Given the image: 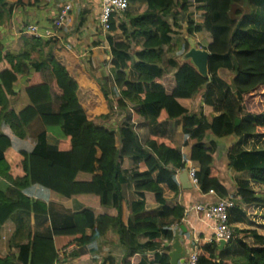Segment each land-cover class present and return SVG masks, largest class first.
<instances>
[{"label": "trees", "instance_id": "obj_1", "mask_svg": "<svg viewBox=\"0 0 264 264\" xmlns=\"http://www.w3.org/2000/svg\"><path fill=\"white\" fill-rule=\"evenodd\" d=\"M42 1L28 0V6ZM194 1L201 25L191 20L192 0H129L120 24L110 22L109 49L99 55L101 68L111 66L112 84L105 76H90L81 65H67L73 55L53 51L54 42L23 36L18 52L0 46V229L14 224L8 248L17 249L16 255L0 256V264H56L59 253L71 246L93 252L109 232L125 250L120 264H169L170 249L160 255L155 250L162 240H173L168 221L180 225L184 218L183 207L171 203L179 195L176 174L188 161L198 169L203 195L212 191L234 204L227 213L231 241L219 251L216 243L198 240L197 264H264V198L249 184L264 185V150L241 147L250 137L264 136V0ZM135 4L144 5L142 13H131ZM10 9L7 0H0V28L10 22ZM180 14L189 38L202 32L210 37L202 48L209 53L208 79L189 63L177 62L189 47L186 39L181 45L172 42L178 27L166 18ZM86 28L79 24V40ZM116 31L120 41L110 36ZM222 72L231 74L230 82ZM19 81L25 83L28 105L16 113L11 99L17 97ZM197 97L211 109V119L194 113ZM118 112L127 115L121 126L112 124ZM136 119L151 128L180 122L187 155L152 131L141 143L131 125ZM36 124L43 128L30 152L15 150L2 132L24 140ZM47 132L56 135L54 146L47 145ZM213 139H234L226 150L228 167L249 175L236 182L232 196L213 165L219 148ZM125 159L132 171L122 168ZM125 192L140 200L128 204ZM71 198L85 209L49 236L36 235L24 219L44 217L50 201ZM98 208H113L116 214L95 216L91 209Z\"/></svg>", "mask_w": 264, "mask_h": 264}, {"label": "crops", "instance_id": "obj_2", "mask_svg": "<svg viewBox=\"0 0 264 264\" xmlns=\"http://www.w3.org/2000/svg\"><path fill=\"white\" fill-rule=\"evenodd\" d=\"M8 1L10 0H7V2ZM9 5L11 6V9L9 11L10 24L7 26L4 25L0 28V46L2 47L4 52L6 51L18 52L20 50L21 47L20 38L23 36L31 37L24 33L26 26L29 25H34L38 28L42 36L41 39L54 42V44L63 45L64 49L66 50L71 49L70 51L74 53V56L77 59L86 56L85 63L90 64L89 61L91 58H93V52L95 53L96 50H100L101 53V52H106L109 49L106 40L107 35L103 37V41L101 40L100 37V35L103 32L101 31L98 25V15L100 11L99 0H43L41 4L32 8L28 6V0H15V1L11 0ZM65 6H69L70 8L69 12L67 13V18L61 26L56 27L54 25V22ZM142 7L144 9V5H142ZM119 17L120 16L113 18L115 25L118 22ZM79 24H82L84 28L87 27L84 31L86 33V37L83 38L82 40L78 39L77 30ZM119 24H120V20L118 25ZM62 27L64 33L59 32ZM89 27H95L97 29V34L93 33L92 30H90L91 28ZM46 33L50 34V36H45ZM114 33L110 34V36H112L116 41H120L121 40L120 32H119V39H116L114 37L113 35ZM104 43L106 46L104 45ZM107 66L110 67L111 69L110 64H107L103 68H101L99 65L101 76H105L108 79L109 84H112L110 69H109V75L107 74L105 75L104 73H102ZM42 78L43 80L48 81L47 75L44 73L42 75ZM24 85H25L24 81H19L15 85V89L18 92V94L16 98L11 99V103H12V109L16 113L21 111L25 106L28 105L27 99L24 94ZM17 102L21 104V108L15 109V105ZM57 104H58L57 100L53 99L51 107L54 111L57 108ZM198 105H199L197 106L199 108L198 113L202 112L205 117L208 116L207 117L208 119H211L214 116L210 108L202 106L201 103H199ZM206 110H208V112ZM193 111L194 113H196L195 112L196 110ZM117 114L120 119L122 118L120 122L118 121L119 125H123L126 122L127 115L121 112H118ZM131 125L133 126L136 134L138 135L141 143H144L148 139L151 131L156 134H162L173 142L175 141L174 136L181 138L180 139L181 146L179 149L184 154L187 155L188 149L183 147L184 137L181 131L180 122L178 121L174 123L166 122L159 125L158 127L151 128L149 127L148 123L145 122L143 119H136V120H132ZM42 128L43 127L40 126L39 124L31 126L28 130L27 138L30 135L31 136L34 135V137H36V134L42 131ZM2 132L10 137L12 146L15 150L30 152L33 149L35 140H34V144H32L30 149H26L25 140L27 138H25L24 140H19L13 137L11 134H7V132H5L4 130ZM251 138H254V142L251 140ZM263 139L264 136L250 137L249 144H254L255 141L260 143L261 140ZM242 141H244V139H242ZM56 142H57L56 135L53 134L52 132H47L46 134L47 145L54 146ZM220 150L218 149L213 156V165L218 169L220 183L229 191L230 194L233 192L232 195H234L235 190L237 189L236 182L238 180H249V175L247 173L235 172L234 170L229 168L227 158L221 157L223 156V152L222 150L221 151ZM258 150L259 149H257L256 146L255 151ZM223 160L225 161V163L223 162ZM217 164L224 165L228 173L230 172L232 174V180H229L228 183L225 182V179L221 177L222 175L220 173ZM187 166L195 167L197 169V167L189 161L187 162ZM122 168L128 171H132L130 160L125 159L123 161ZM183 172L184 171L176 174L175 178L179 186V195L177 199L171 204H176L180 207H183L184 211H186V209L192 207L193 205L214 204L217 202V200L220 199L219 197L216 196L214 192L213 194L203 195L200 192L199 186L198 188L191 187L190 189H183L179 183V177L182 175ZM249 184L251 190L254 191L256 195H258L259 192L255 191V188L264 189V185H259L252 182H249ZM125 196L128 204L140 200L135 194L129 192H125ZM47 205H48L47 206L48 212L46 216L35 217L30 214L24 217L27 224L31 227V229H33L34 233L39 236H49L53 228L66 225L68 223L71 214L76 213L82 209H85L76 201L75 198H71L68 200H61L59 202L50 201L49 204ZM91 211L95 216L108 215L113 217L116 214L113 208H98V209H91ZM17 217L22 218L23 215L21 213H18ZM168 223L170 224V229L173 233V236H174V231L178 229L180 226H183L185 228V233H183L180 236L181 237L180 239L187 251L189 248L192 247V245L195 242L197 243L198 240H203V242L207 244L208 240L212 238L213 223L210 220H207L201 215L195 214L190 210L184 213V218L181 221L180 225L173 222V220L168 221ZM240 226L243 229H248V227H245L243 225ZM13 230H14V224L12 222H7L1 227L0 232L1 235H3L9 240ZM5 232H7V235H4ZM165 242L169 243V241L167 240H162L161 245L164 244ZM171 242H173V240ZM115 249L120 253L119 255L120 258L118 259L119 261L116 260L115 257L113 256L114 255L113 250ZM2 250H4L6 253H3L4 251L1 252ZM8 254L16 255L17 249L15 248L9 249L8 244L3 249H0V256L4 257ZM125 254H126L125 250L118 244L117 235L112 232H109L105 235L104 238H102L97 242L96 249L93 252H89L85 248L71 246L64 252L59 253L56 264H120V261L122 257L125 256Z\"/></svg>", "mask_w": 264, "mask_h": 264}, {"label": "rangeland", "instance_id": "obj_3", "mask_svg": "<svg viewBox=\"0 0 264 264\" xmlns=\"http://www.w3.org/2000/svg\"><path fill=\"white\" fill-rule=\"evenodd\" d=\"M11 1V0H10ZM10 1H8L9 3H10ZM12 1H15V0H12ZM8 3V4H9ZM192 3H193V5H192V7L189 9V13L192 15L191 16V20L193 21V23L195 24V25H201V23H202V18H201V13L200 12H197V11H195V9L199 6V5H197V3H195V1L194 0H192ZM143 7H142V5H138V4H135V5H133V6H131L130 7V11H131V13L133 14V15H135V14H140V13H142L143 12ZM119 20H122V19H119ZM119 20H118V22L116 23V25L118 26V23H119ZM166 22L169 24V25H172V28H173V23H175L176 24V26L178 27V28H173V32H172V34H171V39H172V42L173 43H179V45H181L182 44V41L184 40V39H188L189 37H188V35L186 34V22H185V15H183V14H180L176 19H174L173 20V16H169V17H167L166 18ZM10 24V22H8L7 24H5L6 26L7 25H9ZM59 32H63L64 33V31H63V27L60 29V31ZM73 33H74V30H73ZM104 33V32H103ZM101 34L100 35V37H101V40L103 41V37L104 36H106V35H108L107 33L106 34ZM114 37L116 38V39H119V32H115L114 34ZM190 39H192L193 41H194V43H195V47L197 48V49H202L208 42H209V39H210V37L208 36V34H206L205 32H202L201 34H196L194 37H192V38H190ZM104 45H105V43H104ZM106 46V45H105ZM62 49H64V47H63V45H60V44H53L52 45V50L53 51H56V52H58V51H60V50H62ZM67 49H69V48H67ZM48 50H50L49 48H47V50H45V53H47V51ZM66 50V49H65ZM71 50V49H70ZM70 50H68L69 52H72V51H70ZM103 52H101L100 53V50H96L95 51V53L93 52V58H91L90 59V64L89 63H85L86 62V56H83V57H81L80 59H77L75 56H74V53L72 52L71 54L73 55V60H71V62L70 63H67V65H69V64H72V63H75L76 65L78 64V65H81L86 71H87V73L88 74H90V76H92V77H98V78H100L101 77V72H100V68H99V65H98V63H99V55H101ZM170 56H167V58H169ZM172 57H173V55H172ZM177 62L178 63H182V61H181V59H180V57L179 58H177ZM109 69H110V67H106V69L102 72V73H104L105 75L107 74V75H109ZM171 73V72H170ZM221 78L222 79H224L226 82H230V79H231V74L230 73H227V72H222L221 73ZM197 102V103H196ZM200 103V98L199 97H197L196 98V101H195V103H194V107H193V110H196L195 112L196 113H198L199 112V108L197 107V106H199L198 104ZM18 108H21V104L19 103V102H17L16 103V105H15V109H18ZM207 112H208V110H206ZM206 112V113H207ZM207 115V114H206ZM208 117V116H207ZM122 120V118L120 119L119 118V116H118V114L115 116V118H114V121H113V125H117V124H119V122ZM119 121V122H118ZM123 123V122H122ZM121 126V125H120ZM156 127H158V126H156ZM5 132H6V130H4ZM174 139H175V141L173 142V141H171L172 143H174L178 148H180V139L181 138H178V137H175L174 136ZM250 139V138H249ZM248 139V141H247V143H245L244 145H242L241 147L245 150V151H255V147L257 146V149H259V151H262L263 150V143L261 144V145H259L260 143L259 142H257V141H255V143L254 144H249V140ZM34 140H35V137H34V135H30L26 140H25V142H26V145H25V148L26 149H30V147L32 146V144H34ZM214 141H215V143L219 146V150L221 149L222 150V152H223V156H221V157H226V150L230 147V144L233 142V143H235V140L234 139H223V140H217V139H213ZM251 140L254 142V138H251ZM176 142V143H175ZM222 147V148H221ZM220 150V151H221ZM223 162L225 163V161L223 160ZM217 166H218V168H219V170H220V173H221V177L223 178V179H225V182H229V180H232V174L230 173H228V171L225 169V167H224V165H218L217 164ZM255 191H257V192H259L258 193V195H260L261 197H263L264 198V189H257V188H255ZM232 194H233V192L231 193V196H232ZM263 205H264V203H263ZM4 235H7V232H5L4 233ZM8 239L6 238V237H4L3 235H1V232H0V249H3L4 247H6L7 246V244H8ZM4 250H2L1 252H3ZM113 252H114V257H115V259L116 260H118L119 258H120V253H119V251H117L116 249L115 250H113ZM3 253H6L5 251L3 252ZM115 260V261H116ZM119 261V260H118Z\"/></svg>", "mask_w": 264, "mask_h": 264}, {"label": "built area", "instance_id": "obj_4", "mask_svg": "<svg viewBox=\"0 0 264 264\" xmlns=\"http://www.w3.org/2000/svg\"><path fill=\"white\" fill-rule=\"evenodd\" d=\"M129 0H99V15L98 25L102 32L109 33L110 22L113 18L120 16L122 13L128 10ZM69 6H65L60 12L59 16L54 22L56 27L61 26L67 18L69 12ZM24 33L33 38H42L38 28L34 25L26 26ZM45 36H50L46 33ZM264 144V139L261 140L260 144ZM264 148V145H263ZM188 181L191 187L198 188V180L196 178L197 169L195 167L187 166L185 170ZM208 194H213L210 191ZM234 207V204L230 198L219 199L214 204H196L186 209L194 212L195 214L201 215L207 220L213 223L212 227V238L208 240L207 244L216 243L219 245L220 242L227 244L232 239V229L227 222V213ZM166 243V242H165ZM164 243V244H165ZM162 244L156 254H163L167 249H171L172 242ZM196 242L188 249V253L185 256L184 264H197V246ZM170 252V251H169Z\"/></svg>", "mask_w": 264, "mask_h": 264}, {"label": "water", "instance_id": "obj_5", "mask_svg": "<svg viewBox=\"0 0 264 264\" xmlns=\"http://www.w3.org/2000/svg\"><path fill=\"white\" fill-rule=\"evenodd\" d=\"M186 40L189 48L187 52L180 57L182 63H189L203 79H208L207 64L209 53L206 50L197 49L192 39L188 38ZM238 124L239 120H236L234 127H236ZM179 183L183 189L191 188L185 171L179 177ZM181 232L185 233V228L183 226H180L174 231L171 249L167 255L169 264H184V259L188 251L185 249L180 239ZM225 246V243L220 242L218 245V250H222Z\"/></svg>", "mask_w": 264, "mask_h": 264}]
</instances>
